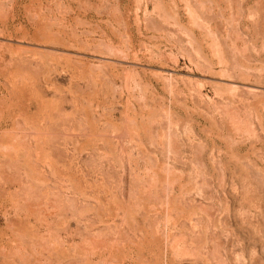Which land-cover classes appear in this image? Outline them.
I'll return each instance as SVG.
<instances>
[{
	"label": "rangeland",
	"instance_id": "374dc122",
	"mask_svg": "<svg viewBox=\"0 0 264 264\" xmlns=\"http://www.w3.org/2000/svg\"><path fill=\"white\" fill-rule=\"evenodd\" d=\"M0 264H264V0H0Z\"/></svg>",
	"mask_w": 264,
	"mask_h": 264
}]
</instances>
